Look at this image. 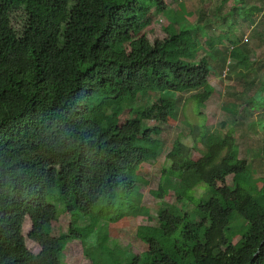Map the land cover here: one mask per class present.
Here are the masks:
<instances>
[{"label":"trees","instance_id":"1","mask_svg":"<svg viewBox=\"0 0 264 264\" xmlns=\"http://www.w3.org/2000/svg\"><path fill=\"white\" fill-rule=\"evenodd\" d=\"M161 1L0 0V264H40L23 236L27 218L35 244L52 237L84 246L95 227L147 214L134 174L164 147L152 138L157 127L144 124L173 121L175 94L193 92L195 110L203 108L214 92L210 53L217 55L197 58L194 33L173 22L162 39L143 36ZM251 9L264 14V0ZM255 37L254 47L227 41L219 61L228 78L248 76L237 66L262 71L263 103L264 30ZM151 94L153 102L140 104ZM198 130L196 138L189 131L192 147L176 140L165 156L150 191L160 207L136 227L146 250L130 264H264V177L257 188L233 130ZM61 212L66 232L55 226ZM85 216L89 223L78 225ZM244 226L233 246L231 234Z\"/></svg>","mask_w":264,"mask_h":264},{"label":"rangeland","instance_id":"2","mask_svg":"<svg viewBox=\"0 0 264 264\" xmlns=\"http://www.w3.org/2000/svg\"><path fill=\"white\" fill-rule=\"evenodd\" d=\"M161 2L164 7L160 12L153 15L152 21L141 26L142 35L151 41L162 39L165 36L163 28L168 22H173L176 28L186 27L191 30L199 48L197 58L209 54L210 49L217 52L216 56L210 53L209 57V59L212 57L213 62L210 64L212 69L208 81L214 92L198 111L195 110L196 104L189 99L193 92L175 94L173 121L168 124L153 122L144 124L145 127H157L158 132L152 138H157L164 147L156 163L144 165L141 171L134 174L140 183L136 191L141 194L138 205L147 210L145 216H129L117 222H108L100 226L101 231H96L95 227L91 236L85 240L84 246L78 240L52 237L35 244L27 239L30 221L28 218L25 219L22 231L26 246L32 253L40 256V264H130L138 254L144 252L146 246L135 237L134 232L136 227L145 225L150 219L155 218L160 207V201L152 197L150 191L157 189L165 156L171 151L176 140H180L186 147H192V136L189 135V131L192 129L196 138L200 125L213 135L215 133L217 137L233 130L239 148V158L245 159L248 163L254 185L257 188L261 186L259 179L264 177V101L259 102L262 97L258 88L261 87L263 73L237 66L236 69L239 71L248 72V76L240 78L231 75L228 78L226 70H229V66L225 65L226 70L220 69L219 61L229 47V40L236 37H240L249 46L257 45L255 33L261 28L264 30V14L255 13L251 6L260 5V0H162ZM219 5L221 10L218 13ZM231 7L236 9L231 11ZM260 53L264 54V49H260ZM231 68L235 70L233 65H230ZM142 99L140 104H150L156 99V95L151 94L148 98ZM129 104L125 103L123 107L126 108ZM125 117L124 115L121 117V123ZM197 149H200L199 145L192 150L193 159L199 157ZM230 182L231 177H228L227 183ZM201 192L200 188L196 189L197 196ZM164 200L172 203L173 193L171 192ZM55 221L58 232L67 231L69 224L67 213L61 212ZM88 223L86 216L77 221V224L82 226ZM246 229L247 227L244 226L238 232L231 234L230 242L233 246L239 242L241 232ZM97 232H102L99 239L95 236ZM100 241L104 242V245L100 244Z\"/></svg>","mask_w":264,"mask_h":264}]
</instances>
